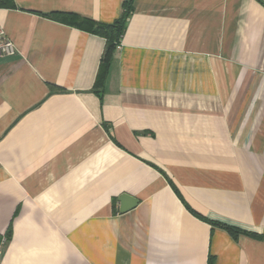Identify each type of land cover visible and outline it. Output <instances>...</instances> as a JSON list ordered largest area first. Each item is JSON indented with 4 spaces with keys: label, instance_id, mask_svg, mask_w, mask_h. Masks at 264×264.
Returning a JSON list of instances; mask_svg holds the SVG:
<instances>
[{
    "label": "crops",
    "instance_id": "crops-1",
    "mask_svg": "<svg viewBox=\"0 0 264 264\" xmlns=\"http://www.w3.org/2000/svg\"><path fill=\"white\" fill-rule=\"evenodd\" d=\"M11 1L0 264H264V0Z\"/></svg>",
    "mask_w": 264,
    "mask_h": 264
},
{
    "label": "trees",
    "instance_id": "trees-1",
    "mask_svg": "<svg viewBox=\"0 0 264 264\" xmlns=\"http://www.w3.org/2000/svg\"><path fill=\"white\" fill-rule=\"evenodd\" d=\"M10 2L12 1L10 0ZM133 4H134V0H125L123 4L122 15L112 23H101L95 20L82 18L78 15H65L62 13L48 14V16L56 18V19L68 21L92 33L100 34L106 37L107 46H106V51H105V55L103 58V62L101 65L100 74L98 78V82H101V80H103L107 75V71H108L110 60L113 55V51L117 46L120 36L124 33L126 19L130 15V13L133 11ZM213 224L225 228L234 237H238V235L241 233H246L253 237L264 239V234L244 231L242 229L229 226V225H226L220 222H213ZM1 240L2 239L0 238V243H1Z\"/></svg>",
    "mask_w": 264,
    "mask_h": 264
},
{
    "label": "built area",
    "instance_id": "built-area-1",
    "mask_svg": "<svg viewBox=\"0 0 264 264\" xmlns=\"http://www.w3.org/2000/svg\"><path fill=\"white\" fill-rule=\"evenodd\" d=\"M17 52L15 43L2 31H0V57L12 56ZM6 239L2 238L0 243V256L3 253V245Z\"/></svg>",
    "mask_w": 264,
    "mask_h": 264
},
{
    "label": "water",
    "instance_id": "water-1",
    "mask_svg": "<svg viewBox=\"0 0 264 264\" xmlns=\"http://www.w3.org/2000/svg\"><path fill=\"white\" fill-rule=\"evenodd\" d=\"M120 201L122 203V206H121L122 212L133 208L135 206V204L137 203L136 199L129 198L128 196H122L120 198Z\"/></svg>",
    "mask_w": 264,
    "mask_h": 264
}]
</instances>
